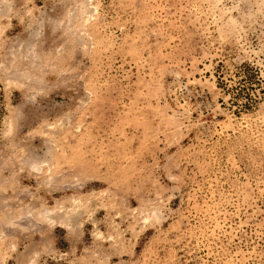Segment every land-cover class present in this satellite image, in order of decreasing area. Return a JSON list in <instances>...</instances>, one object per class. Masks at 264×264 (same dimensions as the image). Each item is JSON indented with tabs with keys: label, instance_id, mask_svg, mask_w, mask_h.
Listing matches in <instances>:
<instances>
[{
	"label": "rangeland",
	"instance_id": "obj_1",
	"mask_svg": "<svg viewBox=\"0 0 264 264\" xmlns=\"http://www.w3.org/2000/svg\"><path fill=\"white\" fill-rule=\"evenodd\" d=\"M0 264H264V0H0Z\"/></svg>",
	"mask_w": 264,
	"mask_h": 264
}]
</instances>
